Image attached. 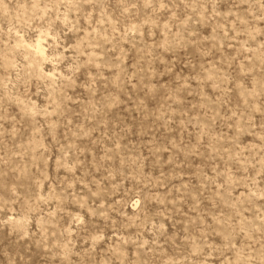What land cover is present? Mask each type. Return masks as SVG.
I'll list each match as a JSON object with an SVG mask.
<instances>
[{"label": "rangeland", "instance_id": "1", "mask_svg": "<svg viewBox=\"0 0 264 264\" xmlns=\"http://www.w3.org/2000/svg\"><path fill=\"white\" fill-rule=\"evenodd\" d=\"M0 264H264V0H0Z\"/></svg>", "mask_w": 264, "mask_h": 264}, {"label": "bare ground", "instance_id": "2", "mask_svg": "<svg viewBox=\"0 0 264 264\" xmlns=\"http://www.w3.org/2000/svg\"><path fill=\"white\" fill-rule=\"evenodd\" d=\"M36 43L35 44H32V43H30L29 45L30 46H32V47H34V51H36V53H38L39 55H44V53H45V51H44V46H43V42H42V40H41V37H39L38 39H37V41H35ZM28 43V42H27ZM25 44V43H24ZM27 46V45H26ZM33 51V52H34ZM38 54H36V56L38 55ZM39 59V58H38ZM45 59V58H44ZM7 62V61H6ZM12 63V62H11ZM7 64V63H6Z\"/></svg>", "mask_w": 264, "mask_h": 264}]
</instances>
